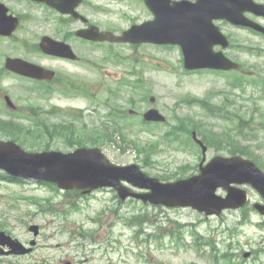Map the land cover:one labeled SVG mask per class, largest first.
Listing matches in <instances>:
<instances>
[{"label":"rangeland","instance_id":"374dc122","mask_svg":"<svg viewBox=\"0 0 264 264\" xmlns=\"http://www.w3.org/2000/svg\"><path fill=\"white\" fill-rule=\"evenodd\" d=\"M93 2L103 5L106 10V12L92 11L91 14L97 22H117L122 26H127L130 22L124 18L125 15L130 20L153 18L151 13L149 15L146 9L138 6L141 4L144 7V4L139 0L134 5L130 3V0L120 2L117 0H93ZM260 22L264 24V20L261 19ZM227 31L236 37L238 44L254 47L255 53L230 51L238 56L240 62H244L246 68L239 73L222 71L187 73L183 68L181 49L178 47L151 44L138 47L121 45L116 46L115 50L135 61L115 63L110 60H101L106 56L105 52L103 48L96 47L93 57L96 59L95 64L97 65L94 68H89L88 71L81 70L83 74L92 75L95 80L90 88L91 92L95 94V98L91 101L83 99L80 95H75L77 98L73 100H66L57 94H54L52 99L44 100L39 98L38 93L34 94L25 90V85L32 86V84L11 76H5L0 85L3 88V94H10L18 105L39 103L46 108L56 104L83 107L86 109L84 121L90 128L101 124V117L108 111L106 106L108 97L111 98L109 100L111 103L123 108L122 110H128L132 104L136 106L134 109L139 112L144 111L146 107H157L167 117L169 124L154 126V132L146 130L140 133L141 125L136 120L134 121L136 126L131 128H138L136 132L140 133L139 136L133 130L123 126V132L101 135L99 142L103 143L102 141L107 140L102 139L103 137L110 138L107 140L110 142L104 143L102 149L115 164H138L151 177L164 182L176 181L198 172V165L201 162L198 155L202 157L201 151L199 152L198 149L196 151L177 150L167 147L163 148L153 161H148V164L145 165L144 154L139 155L138 151L132 147L133 140L136 138L149 139L150 136L162 139V135L170 128V124L176 122L177 115L186 120V123L194 116L197 122H204L209 129H215L218 133H222L226 130L225 128H233L232 125L221 120L209 118L206 111L199 105L194 103L187 105L182 100L185 96H189L205 99L211 104H220L221 100L217 98L215 92H231L230 80L236 79L239 75H249V72L259 76L260 79L264 78V37L239 29L227 28ZM20 33L21 36L19 35L18 39H15L16 35L10 40L0 39V67L2 66L1 61L5 60V57H2V51H5L8 56L22 53L20 42L24 37H30V34L26 28ZM71 68L76 70L78 67L72 66ZM133 69L137 70L138 74L130 77L129 73ZM127 76L133 81L143 77L145 81L139 88L130 86L125 88L123 97L108 96L107 86H116L121 78ZM233 92L237 96L243 94V97L249 101L242 102L248 106L243 108L247 119L243 123L247 125L248 130L253 129V134L247 132L243 136H234L235 140L238 139V143L236 141L232 144L224 142L225 135H220L221 144L206 142L209 147L207 162L217 155L230 156L232 151L240 149L238 144L241 142L250 148L251 153L247 157L264 167V128L259 124L264 120V98L260 96L262 88L249 85L247 89H237ZM147 94L148 97H156L154 104L143 99V95ZM256 98L259 99L260 110L249 122L248 120L252 116L251 111H253L250 105ZM239 104L241 103L239 102ZM230 109L233 111L236 107ZM0 114L4 117L7 116V113L4 112H0ZM45 117L53 121L60 120L57 115H45ZM22 122L27 125L33 124L29 120ZM89 132L93 133V131ZM16 134L19 137L20 133ZM78 137L74 136V140H79ZM122 137H131L133 140L130 139L128 142L122 143ZM9 138L11 137L0 131V140ZM95 138L98 139L97 136H92V138L89 135L85 136L88 143L86 146H91ZM120 146H125L126 150L124 151ZM23 147L28 151H38L43 145L42 141L35 139L25 142ZM76 147L75 144L68 146L58 139L52 149L66 152ZM263 167L261 168L264 170ZM244 188L249 192V206L264 201L252 187ZM218 193L225 195V190L221 188ZM50 204L53 209L54 207L60 209L59 214L41 212V210L50 207ZM117 209L121 215L115 213ZM134 214H140L145 218L138 223V226L131 228L126 225L125 219ZM0 219L5 223L4 229L11 231V234L18 239L27 243L36 239L38 242L37 252L29 258L14 259L16 264H58V261L61 262L60 259H64L66 256H75L77 260L79 257L89 256L90 259L94 257V264H214L210 259L212 246L196 247V242L200 241L201 236H203L202 242L206 240L213 243L219 256L230 252L243 264H264V215L256 210H226L219 216H206L190 207L169 208L133 200L120 204L117 193L112 189L95 193L87 199H79L66 197L63 192H58L34 180L17 184L0 179ZM31 224L40 226L38 236H35L34 232L29 229ZM181 225L186 226L182 227ZM2 227L0 226V228ZM141 228H143V232L137 235L135 230L138 231ZM80 231L86 232L88 235L82 237L78 235ZM173 235L181 236V239H175ZM149 237L151 240L147 242ZM82 244L86 246V249L80 247ZM247 251L252 252V256L249 258L244 257V253ZM200 254L205 257H201ZM85 264L91 263L87 261Z\"/></svg>","mask_w":264,"mask_h":264},{"label":"water","instance_id":"95a60500","mask_svg":"<svg viewBox=\"0 0 264 264\" xmlns=\"http://www.w3.org/2000/svg\"><path fill=\"white\" fill-rule=\"evenodd\" d=\"M146 1L154 10L156 18L125 32L121 40L180 44L184 51L187 69L239 68L237 63L230 61L222 52L213 50L216 43L228 45L227 38L219 28L213 29L207 23L205 34L195 35L192 29L189 33L188 23L191 27L194 24L189 21L195 17H202L206 12L205 8L207 12L212 10L210 15L207 13L210 22L213 18H225L234 24L252 25L264 31L262 26L249 22L240 10L233 7L236 0H221L214 8L211 7L208 0H198L196 4L179 2L166 10L157 6L156 3H152L151 0ZM252 5L250 10L264 15V5L256 3H252ZM15 27V22L3 21L0 23V34L9 35ZM93 38L104 39L106 36ZM51 41L50 39L44 40L42 47L45 50H55L57 43ZM9 65L10 63H8ZM146 117L164 120L163 116H160L155 110L149 111ZM0 168L16 177L52 181L66 189L75 187L94 189L114 186L123 199L133 195L143 198L145 201L150 200L153 203H163L168 206L190 205L207 214H220L224 208H237L246 203L247 193L233 187V183H251L264 196V172L252 161L239 156L216 157L205 167H202L201 175L188 180L163 184L157 179L149 178L136 165L121 167L112 164L99 148H83L69 154L61 152L29 153L13 142H7L0 144ZM121 179L143 188H150L152 192L136 194L123 186L120 182ZM221 186L229 191L226 198L216 194L217 189ZM256 207L264 212V205L257 204ZM31 229L35 234H38L37 226L31 227ZM4 237L14 242L13 245L10 244L13 249L22 247L21 244L0 231V241L5 242Z\"/></svg>","mask_w":264,"mask_h":264},{"label":"flooded vegetation","instance_id":"af4514ba","mask_svg":"<svg viewBox=\"0 0 264 264\" xmlns=\"http://www.w3.org/2000/svg\"><path fill=\"white\" fill-rule=\"evenodd\" d=\"M8 7V13L17 16L20 19L21 27L28 25V32L32 39L28 46L22 49V53L12 54L13 57L22 58L28 62L41 66L43 68L55 71L52 80H38L30 77L17 75L22 80L39 87V96L45 99H51L52 96L47 94L48 91H55L60 94L62 99H72V93L79 86L89 88L93 83L92 78L79 73L78 69L87 70L91 67L93 61L94 46L104 45L105 43H96L85 36H81L80 31L94 29L98 26L102 31H112L120 34L124 29L119 25L110 23L96 22L91 13L93 3L91 0H83L78 6V11L82 16H75L69 13H63L49 5L46 0H0ZM144 2V0H140ZM175 1V0H171ZM194 1V0H191ZM247 16L253 17L252 13H246ZM219 21H216V23ZM49 36L57 41L68 44L76 58L53 55L44 52L40 48V41L43 37ZM78 67L77 70L71 67ZM14 74V73H12ZM55 107L60 110L61 126L56 127V133H82L88 130V125L81 124L74 114L79 113L80 109L73 108L71 105L62 106L57 104ZM21 112L26 108H19ZM42 114L45 111L42 110ZM71 118V119H69ZM65 119V120H64ZM69 119V120H66ZM37 247L33 249L35 252ZM7 247H0V264H16V257H28V255L8 254ZM93 257H79V260H69L71 264H85L87 261L93 263ZM65 261V260H64ZM61 261L60 264H63Z\"/></svg>","mask_w":264,"mask_h":264},{"label":"trees","instance_id":"16d2710c","mask_svg":"<svg viewBox=\"0 0 264 264\" xmlns=\"http://www.w3.org/2000/svg\"><path fill=\"white\" fill-rule=\"evenodd\" d=\"M190 125H189V123L188 124H186L184 121H183V123L179 126V127H177V129H181V132H188V133H190V131L191 130H197L198 132H201V127H202V125L201 124H197V123H195L194 124V126L192 127V128H190L189 127ZM239 132L240 133H242L243 132V130L242 129H239ZM14 134H16V133H14ZM209 133H207V134H205V136L206 137H209ZM211 137H214V138H219V137H217L216 136V134H214V132H212V136ZM232 138H233V136H232ZM234 139V138H233ZM230 140V139H229ZM235 140V139H234ZM229 143H231V141H229ZM157 146H158V143L157 142H151V143H149V147L147 148V150H150L149 151V153L150 152H152L151 150H156L157 151ZM238 152H240V153H242V154H246V153H248V150H247V147H245V146H242V148L238 151ZM149 156H152L153 157V153L152 154H148ZM8 179H10V180H13V178H11V177H9V176H6ZM144 216H142V215H135V216H133V218L131 219V221L130 222H132V223H140V222H142L143 220H144ZM227 256V255H226ZM226 256H224V259L226 260Z\"/></svg>","mask_w":264,"mask_h":264}]
</instances>
